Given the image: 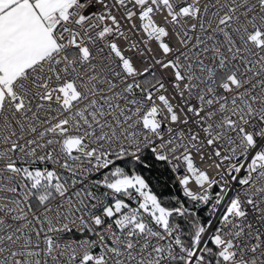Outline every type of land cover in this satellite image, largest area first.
Instances as JSON below:
<instances>
[{
    "label": "snow or ice",
    "instance_id": "6c2138e0",
    "mask_svg": "<svg viewBox=\"0 0 264 264\" xmlns=\"http://www.w3.org/2000/svg\"><path fill=\"white\" fill-rule=\"evenodd\" d=\"M0 264H264V0H0Z\"/></svg>",
    "mask_w": 264,
    "mask_h": 264
}]
</instances>
